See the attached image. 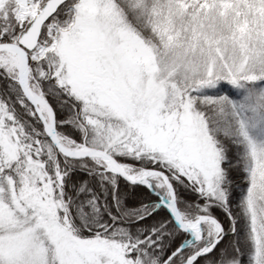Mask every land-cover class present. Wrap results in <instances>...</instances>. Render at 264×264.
I'll use <instances>...</instances> for the list:
<instances>
[{"label": "snow or ice", "instance_id": "1", "mask_svg": "<svg viewBox=\"0 0 264 264\" xmlns=\"http://www.w3.org/2000/svg\"><path fill=\"white\" fill-rule=\"evenodd\" d=\"M0 264H264V0H0Z\"/></svg>", "mask_w": 264, "mask_h": 264}]
</instances>
